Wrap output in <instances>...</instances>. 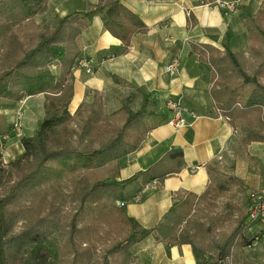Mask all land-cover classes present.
<instances>
[{
  "label": "trees",
  "instance_id": "1",
  "mask_svg": "<svg viewBox=\"0 0 264 264\" xmlns=\"http://www.w3.org/2000/svg\"><path fill=\"white\" fill-rule=\"evenodd\" d=\"M47 10L48 0H0V99L19 102L37 95L44 99V118L37 130L19 138L23 154L6 164L0 155V264H57L46 246L54 236L66 240L68 264H133L134 248L151 235L166 246L189 245L196 264H246L244 252L254 250L252 244L264 238L247 212L241 213L233 203L245 192L241 181L216 162L205 164L204 191L176 194L153 227L142 228L126 216V205L140 201L145 186L156 189L184 168L181 149L172 148L146 170L116 180L119 162L140 149L153 128L168 122L171 112L166 105L178 100L166 99L158 106L150 94L132 86L142 96L136 111L124 105L108 115L102 94L92 90L73 114L68 110L73 71L81 58L90 63L80 55L77 42L87 27L84 19L99 14L104 31L121 41L119 47L105 50L103 59L125 54L132 38L147 32L145 24L120 0H98L85 13L55 17L45 29L35 26L34 17ZM256 15L250 26L264 20L262 12ZM32 27L37 29L31 31ZM247 33L250 44L244 51L192 46L196 56L214 69L216 82L210 95L216 115L230 125L242 146L264 143V85L258 79L264 74V29L248 27ZM90 66L93 71L94 65ZM245 67L254 73L249 75ZM180 106L186 109L183 118L196 115ZM95 171L105 176L91 181L89 175ZM136 180L142 184L140 191L125 199L124 189ZM65 181L68 191L63 189ZM221 198L228 201L226 212L217 213ZM67 207L76 210L69 220L64 216ZM97 221L115 224L125 233L101 263L96 262L93 244ZM225 226L231 231L221 230Z\"/></svg>",
  "mask_w": 264,
  "mask_h": 264
},
{
  "label": "crops",
  "instance_id": "2",
  "mask_svg": "<svg viewBox=\"0 0 264 264\" xmlns=\"http://www.w3.org/2000/svg\"><path fill=\"white\" fill-rule=\"evenodd\" d=\"M233 2L234 14H228L215 3L205 0H120L148 28L136 34L123 55L103 59V52L119 47L121 41L104 31L101 16L88 15L87 27L77 39L80 55L93 67L92 74L74 69L73 97L68 110L73 114L88 90L98 91L103 98L117 100L121 82L141 88L159 106L166 99L178 100L195 112L196 118H184L189 125L174 128L161 123L146 134L140 149L119 162L116 180H125L144 171L172 148L182 151L184 168L166 178L156 189L143 194L140 201L125 207L126 216L148 229L158 223L171 207L176 194H200L208 176L205 164L216 162L220 169L238 178L246 195L251 189L264 188V143L242 146L230 125L215 112L210 91L216 82L214 69L192 51V46H209L218 52L224 47L231 52L244 51L248 27L264 29V20L250 22L258 12L264 15V0H222ZM98 0H48L47 14L53 20L76 12L85 13ZM177 60V72L170 75L166 67ZM89 63V64H90ZM90 64V65H91ZM119 90V91H118ZM43 96L25 98L21 102L0 99V133L9 132L15 123L21 125L20 137H30L44 118ZM5 146L3 147V144ZM23 148L19 138H0V155L6 164L19 158ZM216 156L221 160L217 161ZM222 165V167H221ZM139 180L124 189L130 200L141 189ZM257 190V189H256ZM264 244V241H263ZM133 264H196L189 245L166 246L149 236L134 248Z\"/></svg>",
  "mask_w": 264,
  "mask_h": 264
},
{
  "label": "rangeland",
  "instance_id": "3",
  "mask_svg": "<svg viewBox=\"0 0 264 264\" xmlns=\"http://www.w3.org/2000/svg\"><path fill=\"white\" fill-rule=\"evenodd\" d=\"M35 26H38L39 28H48L51 26V17L48 16L47 12L34 17ZM34 28V27H32ZM32 30H36L37 28H34ZM30 31V29H29ZM247 73L249 75L254 73V69L250 67H245ZM259 82L264 85V74L258 77ZM127 84L121 83L120 84V93L117 94V100L111 99L106 100L104 99L105 103V112L108 115L113 114L115 111L120 109L122 106L126 105L131 110L136 111L139 109L142 96L138 90H136L132 86H126ZM119 91V90H118ZM222 167V165H221ZM104 171V170H103ZM101 170V172H103ZM95 174V175H94ZM99 174V175H98ZM105 174H101L100 172L97 173L96 171L93 172V174L89 175V179L91 181H95L99 178H103ZM63 189L65 191L69 190V184L68 181H65L63 183ZM257 190L264 189V188H256ZM256 189H251L250 192L246 195V193H240L236 195L233 198V203L237 205L241 213L246 212L247 204L249 203L248 198H250L251 194L254 195L256 192ZM226 202H228L226 199L221 198L217 200V208L215 209V212L217 213H223L226 212ZM228 204V203H227ZM76 210H73L70 207H67L64 210V216H68V220L71 218L72 214H74ZM240 214V213H236ZM100 224L97 230V234L95 237H93V244L95 247V259L97 263H101V260L103 259V256L105 255L106 251L118 240H121L124 238L125 233L122 231L117 230L118 227H116L115 224L109 223L104 224L103 222H96L95 224ZM221 230H224L226 233L231 231V227H223ZM264 241V240H263ZM263 241H261L258 246L254 250H246L247 252H244V256H246L247 261L246 264H264V244ZM49 252L51 255L56 256V262L57 264H68V261L71 259L69 254V248L67 245V242L64 238H61L59 236H54L50 241L46 244Z\"/></svg>",
  "mask_w": 264,
  "mask_h": 264
},
{
  "label": "built area",
  "instance_id": "4",
  "mask_svg": "<svg viewBox=\"0 0 264 264\" xmlns=\"http://www.w3.org/2000/svg\"><path fill=\"white\" fill-rule=\"evenodd\" d=\"M151 1V0H149ZM215 5H217L219 8L224 10L228 14H234L236 11V6L233 2H225V1H216ZM177 66L178 62L177 60H172L168 66L166 67V71L170 75H175L177 72ZM77 68H82L86 74H92V68L90 64L85 59H80L78 62ZM52 70H56V66L51 67ZM23 101V100H21ZM19 101V102H21ZM180 102L177 101L169 102L166 105V110H169L171 112V117L168 120L167 124L174 127L179 128L186 125H189L190 123H187L185 119L182 117V113L186 111V109L181 108ZM191 119H195L197 116L194 114L190 115ZM12 133L13 137L20 138L21 135V125L19 123H15L13 125V128L9 131ZM4 141H10L12 139L11 135L8 133H5L3 136L0 137ZM5 146V143L3 144V147ZM216 160L220 161L221 157L216 156ZM154 187L152 185L145 186L141 194L146 193L148 190L153 189ZM122 205V204H121ZM120 205V206H121ZM248 220L254 225L256 228L257 233L261 232L264 238V189L256 190L254 195L251 194L249 198V203L246 209ZM260 243L259 240H256L254 244H252V247H256Z\"/></svg>",
  "mask_w": 264,
  "mask_h": 264
}]
</instances>
